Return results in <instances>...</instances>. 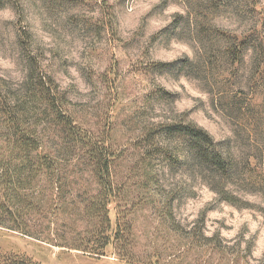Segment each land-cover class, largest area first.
I'll return each instance as SVG.
<instances>
[{"label": "rangeland", "instance_id": "rangeland-1", "mask_svg": "<svg viewBox=\"0 0 264 264\" xmlns=\"http://www.w3.org/2000/svg\"><path fill=\"white\" fill-rule=\"evenodd\" d=\"M225 34L247 38L243 59H232ZM39 73L115 153L121 195L110 217L113 232L130 227L132 264H264V0L0 1V99L35 107L29 82ZM174 122L208 130L231 174H212L186 137L162 132ZM43 127L49 150L70 162V210L53 242L0 225V253L131 264L112 245L99 256L57 245L85 228L82 192L97 184Z\"/></svg>", "mask_w": 264, "mask_h": 264}, {"label": "trees", "instance_id": "trees-1", "mask_svg": "<svg viewBox=\"0 0 264 264\" xmlns=\"http://www.w3.org/2000/svg\"><path fill=\"white\" fill-rule=\"evenodd\" d=\"M225 36L232 59H243L249 46L247 38ZM48 81L53 84L51 79ZM48 81L43 73L30 77L29 92L35 97V107H21L10 99H0V225L53 242L59 213L70 210L64 197V187L73 177L68 169L70 162L45 144L43 126L49 123L70 148V154L77 157L80 165L87 166L97 184L93 191L82 192L80 203L85 228L75 234L71 243L59 242L57 245L97 256L104 255L107 247L112 245L132 264L134 251L130 227L119 222L113 232L110 217L109 205L121 195L113 171L115 153L106 138L95 139L84 130L68 111L63 93ZM2 83L0 79V85ZM29 114H33L32 121ZM162 132L168 136L186 137L195 160L212 174H231L233 161L208 130L193 123L174 122L165 123ZM0 264L41 263L26 254L9 252L0 253Z\"/></svg>", "mask_w": 264, "mask_h": 264}]
</instances>
